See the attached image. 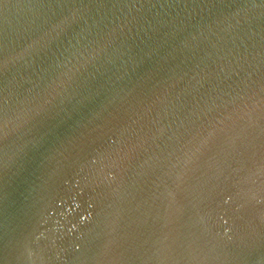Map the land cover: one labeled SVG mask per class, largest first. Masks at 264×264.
Here are the masks:
<instances>
[{"label": "water", "instance_id": "obj_1", "mask_svg": "<svg viewBox=\"0 0 264 264\" xmlns=\"http://www.w3.org/2000/svg\"><path fill=\"white\" fill-rule=\"evenodd\" d=\"M0 264H264V0H0Z\"/></svg>", "mask_w": 264, "mask_h": 264}]
</instances>
